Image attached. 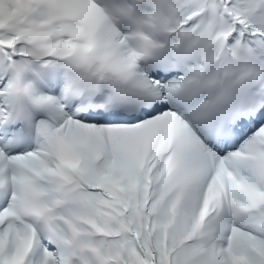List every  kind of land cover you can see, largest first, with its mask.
Listing matches in <instances>:
<instances>
[{
	"label": "snow or ice",
	"instance_id": "6c2138e0",
	"mask_svg": "<svg viewBox=\"0 0 264 264\" xmlns=\"http://www.w3.org/2000/svg\"><path fill=\"white\" fill-rule=\"evenodd\" d=\"M0 264H264V0H0Z\"/></svg>",
	"mask_w": 264,
	"mask_h": 264
}]
</instances>
